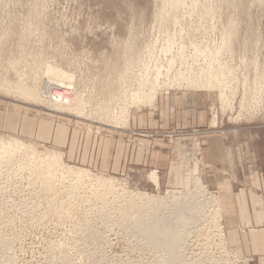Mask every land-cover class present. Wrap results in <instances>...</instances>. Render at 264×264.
<instances>
[{"label":"rangeland","instance_id":"374dc122","mask_svg":"<svg viewBox=\"0 0 264 264\" xmlns=\"http://www.w3.org/2000/svg\"><path fill=\"white\" fill-rule=\"evenodd\" d=\"M48 81L52 94L73 84L67 104L51 106L63 95L45 92ZM170 90L208 96V126L196 136L130 133L134 114ZM242 92L245 103L261 94L245 105ZM262 118L264 0H0V152L21 146L1 153L0 264H168L139 216L183 228L177 264H236L218 201L192 179L195 167L200 177L209 168L202 136ZM68 142L105 156L114 142L142 144L152 166L173 167L104 173L69 162ZM46 152L62 154L51 173ZM68 165L81 176L61 171ZM140 192L164 204L149 208Z\"/></svg>","mask_w":264,"mask_h":264},{"label":"crops","instance_id":"0c3cea01","mask_svg":"<svg viewBox=\"0 0 264 264\" xmlns=\"http://www.w3.org/2000/svg\"><path fill=\"white\" fill-rule=\"evenodd\" d=\"M209 104L208 96L196 92H161L153 109L134 114L129 132L206 127L211 122ZM114 143L107 156L86 143L68 142L62 150L69 162L104 173H133L150 167L158 172L172 170L173 161L163 164L156 160L157 165L152 166L142 144ZM200 145L209 167L201 178L217 193L225 242L236 252L237 264H264V118L237 126L225 137L218 132L204 135ZM156 179L157 183L151 181L158 185V175Z\"/></svg>","mask_w":264,"mask_h":264},{"label":"bare ground","instance_id":"6f19581e","mask_svg":"<svg viewBox=\"0 0 264 264\" xmlns=\"http://www.w3.org/2000/svg\"><path fill=\"white\" fill-rule=\"evenodd\" d=\"M52 78H54V79H57V78H55V77H52ZM59 79V78H58ZM62 80H64V79H62ZM72 85L73 84H70V85H67V86H64V87H62V88H60V89H58V90H55L54 92L55 93H53V94H62L63 96L58 100V101H51V106L53 107H56L57 105V107H62V104L60 103V102H63L64 104H67L68 103V97L69 96H71L72 95ZM52 86H54V84H53V82H51V81H48L47 83H46V86H45V88H44V91L45 92H47L48 94H51V95H53L51 92H50V90H51V87ZM33 92V91H32ZM44 93V92H43ZM33 94V93H32ZM156 98H157V94L154 96V98H153V101H155L156 100ZM60 101V102H59ZM74 101V100H73ZM55 103H57V104H55ZM70 103H72V101L70 102ZM150 103H152V101L150 102ZM69 108V110H71L72 108L74 109V107H73V105H71V106H69L68 107ZM54 109V108H53ZM55 110V109H54ZM62 112V111H61ZM4 144V143H3ZM17 147H21V146H17V144L16 143H14V142H12V141H10V142H6L5 144H4V146H3V148H2V152H0V159L4 156V154H1V153H3V151H4V153L6 152V154H7V152H8V154H10V153H14L16 150H17ZM10 150V151H9ZM27 151H29V150H27ZM32 151H30V153H31ZM25 153H26V151H25ZM33 153H35V152H33ZM44 153V152H43ZM27 154H29V153H27ZM38 154H39V152H37V156H38ZM31 155V154H30ZM33 155V154H32ZM40 156V155H39ZM38 156V157H39ZM44 159V163H46L45 165H47L46 166V168H49V172H50V170H52V169H50L51 167H54V166H58V167H61V164H62V162H63V159H62V154H59V152L57 153V152H53V153H51V152H49V153H45L44 154V156H41L40 157V160H42V159ZM12 156H11V158L9 157L8 158V160L7 161H12ZM198 162V161H197ZM196 163V162H195ZM54 165V166H53ZM65 166V165H64ZM67 166V165H66ZM63 167V166H62ZM68 167L69 168H63V169H61V171L62 170H64L65 169V173H67V175L68 176H72V175H76L77 177L82 173L81 171H76V170H74L73 168H72V166H70V165H68ZM57 168V167H56ZM53 169H55V168H53ZM47 170V169H46ZM45 172H47V171H43V172H41V175L43 174L44 176H47V175H45ZM51 173V172H50ZM192 173V172H191ZM198 173V171H197V168H195L194 169V175H195V177H193V179L192 180H195L194 181V184H195V187H196V189H198L199 191H201L202 193H204V194H202V195H205V194H207V193H205V190H204V188H205V186H204V184H203V182H202V178L199 176V174H197ZM84 174V173H83ZM83 174H82V176H83ZM86 174V173H85ZM43 176V177H44ZM75 176V177H76ZM81 176V175H80ZM87 176V175H86ZM42 177V176H41ZM81 178V177H80ZM83 178V177H82ZM195 178V179H194ZM101 181V180H100ZM107 181V180H106ZM109 182H114V181H109ZM105 183V182H104ZM102 183L103 185H105V184H107V183ZM115 183V182H114ZM111 184V183H110ZM116 185V184H115ZM109 186V185H108ZM114 186V185H113ZM112 187V185H110V187L109 188H111ZM107 188V187H106ZM114 189V188H113ZM116 189V188H115ZM110 191L112 190V188L111 189H109ZM117 190V189H116ZM137 197L138 196H140V199H142V201H143V203H145L149 208H155V210H156V204H158L159 205V207H161V204L163 205L164 204V199H161L160 197H159V199L158 198H156V197H154L153 195L152 196H150L148 193H142V192H140V195L138 194V195H136ZM131 197V196H130ZM208 199H210L211 197L212 198H214L215 199V197H214V195H209L208 194ZM132 199H134V198H132ZM176 200H178L177 199V197L176 198H174V200H172V201H176ZM216 200L218 201V204H219V200H218V197L216 198ZM211 201H213L212 199H211ZM187 202V201H186ZM176 203V202H175ZM189 203V202H188ZM134 204V203H133ZM190 204V203H189ZM178 205V204H177ZM176 205V206H177ZM169 206H171V205H169ZM168 206V207H169ZM182 206V205H181ZM197 207V206H196ZM218 208H219V206H218ZM158 209V208H157ZM191 209V208H190ZM154 210V211H155ZM177 210V209H176ZM153 210H152V212H154ZM157 211V210H156ZM171 211V210H170ZM181 211V210H180ZM183 211H185V210H183ZM160 212V211H159ZM165 212V211H164ZM219 213V215H221L220 214V208H219V211H218ZM155 213H157V212H155ZM154 213V214H155ZM161 214V213H160ZM158 215V214H157ZM186 215V214H185ZM143 216V215H142ZM160 215H158V217H159ZM178 216V215H177ZM140 217L141 216H139L138 218H137V222L142 226V228H144L145 229V231H146V233H147V235H148V237L150 238V240L151 241H153V242H155L156 244H158V245H161L162 246V248L164 249V251H166L167 252V254H168V264H177V262L179 261V260H181V258L178 260V256H180V255H178L179 253H178V251L180 250L179 248L180 247H182L181 246V244L183 243V241H185L184 239H185V236L182 234V232H183V230H181V229H183V228H181L180 226H177L176 225V227L175 228H171V227H169L170 225H168V224H163V226L162 227H159L158 225H159V223H161V222H157L158 223V225L155 223V221H154V223L155 224H153V223H151V220H150V218H147V219H144L143 221L142 220H140ZM149 217H151V216H149ZM153 217H154V215H153ZM157 217V218H158ZM160 218H162V217H160ZM155 219V218H154ZM164 219V218H163ZM182 219H183V221H182V224H183V226L182 227H186L187 225V217L185 218V217H183L182 216ZM148 220V221H147ZM160 220H162V219H160ZM150 221V222H149ZM173 221V220H172ZM217 221V220H216ZM179 222V221H178ZM179 224H181V223H179ZM173 227V226H172ZM181 228V229H180ZM185 229V228H184ZM186 244V243H185ZM182 249V248H181ZM178 250V251H177ZM181 251V250H180ZM178 260V261H177ZM180 264V263H179ZM237 264V263H236Z\"/></svg>","mask_w":264,"mask_h":264},{"label":"built area","instance_id":"2783aa9c","mask_svg":"<svg viewBox=\"0 0 264 264\" xmlns=\"http://www.w3.org/2000/svg\"><path fill=\"white\" fill-rule=\"evenodd\" d=\"M243 92H244V91H243ZM243 92L237 94V95L239 96V101H240V99H241V98H240V94H241V96H242V95H243ZM255 94H256V97H257V99H258V97L260 96L261 93L255 92ZM247 96H248V93H247V95L244 96L245 98L241 99L242 104H245V105H246L247 103H250V102L252 101V99H253V102L256 101V97L251 96V99H248V100H247V103H245ZM262 96H263V95H262ZM197 133L199 134V131L192 130V131H189V132H182V131H178V132H175V131H163L162 133H159V134H160V135H163V136H168V137L173 138V137H179V136H182V135L196 136ZM205 188H206L207 192L209 193V195H210V194H211V195H214L215 199L217 198V193H216L215 191H212L211 189H209L207 185H205ZM211 202H212V201H211ZM212 206H213V204H212ZM214 206H215V205H214ZM217 206H218V205H217Z\"/></svg>","mask_w":264,"mask_h":264}]
</instances>
